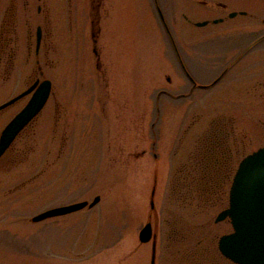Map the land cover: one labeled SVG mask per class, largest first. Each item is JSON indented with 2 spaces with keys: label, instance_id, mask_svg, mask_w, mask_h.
Here are the masks:
<instances>
[{
  "label": "rangeland",
  "instance_id": "1",
  "mask_svg": "<svg viewBox=\"0 0 264 264\" xmlns=\"http://www.w3.org/2000/svg\"><path fill=\"white\" fill-rule=\"evenodd\" d=\"M6 6L0 0V16ZM171 15L165 20L188 72L210 83L239 52V36L222 29L238 21L201 29ZM44 35L43 76L25 55L12 79L0 72V105L36 78L53 84L44 109L0 159V264H151L152 242L140 243L139 233L156 178L157 264H235L218 247L232 226L215 218L228 206L238 164L264 146V45L214 88L186 96L192 84L154 0H44ZM29 100L0 114V134ZM209 136L213 197L189 206L184 171L207 158ZM97 196L92 209L32 222ZM191 231L192 247L179 237Z\"/></svg>",
  "mask_w": 264,
  "mask_h": 264
},
{
  "label": "flooded vegetation",
  "instance_id": "2",
  "mask_svg": "<svg viewBox=\"0 0 264 264\" xmlns=\"http://www.w3.org/2000/svg\"><path fill=\"white\" fill-rule=\"evenodd\" d=\"M166 2L167 5L164 4L165 1L154 0L160 17L167 19L172 16L171 13L175 15L176 12H179L183 19L197 28L203 29L209 27L210 24L225 25L229 24L231 20L238 21L235 26L229 24L222 27L223 30H226L225 33H233L239 36L237 37L239 41L235 43L236 45L234 44L235 49L239 52L233 62L207 84L198 83L194 76L187 72V80L192 86L194 83H198L200 86L213 84L210 88L198 89L208 90L214 88L245 56L254 52L259 46L264 45V0H167ZM7 3L8 6L0 16L1 75L12 79L17 65L21 63V56L25 55L24 63L27 65L35 57L38 71L43 76L44 71L41 61H44V48L47 43V38L44 35V0H7ZM174 8H177V10H173ZM194 18H202L203 21L193 22L192 19ZM201 22L208 23L205 26H198L197 24ZM28 76H32V70ZM39 81L42 80L36 78L34 83L29 85L27 89ZM193 91L191 87L187 95L193 94ZM23 92L18 95L20 96ZM262 95L264 96V92H262ZM23 98L21 97L20 100ZM11 106L13 104L0 111V114Z\"/></svg>",
  "mask_w": 264,
  "mask_h": 264
},
{
  "label": "water",
  "instance_id": "3",
  "mask_svg": "<svg viewBox=\"0 0 264 264\" xmlns=\"http://www.w3.org/2000/svg\"><path fill=\"white\" fill-rule=\"evenodd\" d=\"M164 26L175 46L178 57L182 61L179 50L165 19ZM208 22L198 23L205 26ZM217 23V21H215ZM213 85V84H212ZM210 86H200L210 88ZM52 91L50 80L35 83L21 96L0 106V111L19 100L21 97L33 95L26 107L7 125L0 136V158L8 151L13 142L26 126L44 109ZM157 178L155 179L150 198L151 214L148 223L140 231L139 241L142 244L152 242L151 264H156L157 258V228L152 224V213H156L155 196ZM101 201L97 196L92 202L82 201L62 207L53 208L32 218L33 223H39L50 218L69 215L85 208H94ZM229 218L234 231L222 236L219 240V250L228 259L237 264H264V147L248 155L242 160L234 177L229 207L216 218V223ZM157 221V220H156Z\"/></svg>",
  "mask_w": 264,
  "mask_h": 264
},
{
  "label": "trees",
  "instance_id": "4",
  "mask_svg": "<svg viewBox=\"0 0 264 264\" xmlns=\"http://www.w3.org/2000/svg\"><path fill=\"white\" fill-rule=\"evenodd\" d=\"M207 138L209 139L212 138L211 141H209L208 144L205 145L204 147V152L207 158L202 157L198 159L195 157L191 161L190 165L186 166L184 171L186 174L184 176L185 180L189 182L188 186L186 187L188 193H185V195L188 198V204L186 202V197L183 196V198H184V202L189 206H192L197 199L199 200L197 201L199 203L197 206H199L200 205L199 197L201 198L203 197L202 200L204 205H209L213 197V191L212 192L210 191L213 185V179L210 177L211 172H209L208 169H209V165L215 164L213 160H215L214 155L216 154L215 153L216 142H214L215 139L212 136H209ZM199 235L200 234H197V243L199 242L198 240ZM187 236H189L191 239V247H192V231L189 234H185V233L179 234V237L182 239L184 243L188 241ZM202 240L204 241V234L202 236ZM175 248L176 249L174 250L176 251L175 252L176 255L182 256L183 254H186L185 250L187 249L185 245L183 244L180 245L179 240L177 241V246Z\"/></svg>",
  "mask_w": 264,
  "mask_h": 264
}]
</instances>
